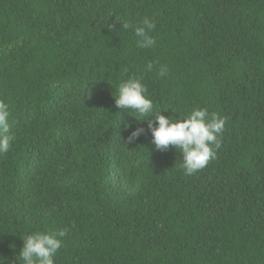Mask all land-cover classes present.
I'll list each match as a JSON object with an SVG mask.
<instances>
[{
    "label": "trees",
    "instance_id": "trees-1",
    "mask_svg": "<svg viewBox=\"0 0 264 264\" xmlns=\"http://www.w3.org/2000/svg\"><path fill=\"white\" fill-rule=\"evenodd\" d=\"M145 18L152 48L137 46ZM132 75L147 117L116 107ZM0 100L14 136L0 264H24L26 234L60 229L54 264H264V0H0ZM196 108L226 130L187 176L145 120Z\"/></svg>",
    "mask_w": 264,
    "mask_h": 264
},
{
    "label": "clouds",
    "instance_id": "clouds-1",
    "mask_svg": "<svg viewBox=\"0 0 264 264\" xmlns=\"http://www.w3.org/2000/svg\"><path fill=\"white\" fill-rule=\"evenodd\" d=\"M124 30L133 28L131 22L117 20ZM114 27V26H113ZM155 28V24L145 18L142 26H135L134 32L137 46L140 48H152L156 41L149 33ZM153 63L147 64V70L152 71ZM125 68V74L128 73ZM167 74V68L161 66L158 75ZM146 86L142 83V77L135 75L120 83L116 107L123 110H131L138 117H147L154 112L153 102L146 98ZM9 106L0 100V153H7L14 136L10 135L8 123ZM133 116L138 122H141ZM152 134V143L156 150L165 152L169 147H174L182 153L181 169L185 175L191 176L203 170L217 158V150L222 146V137L226 130V117L218 113H209L207 109L196 108L184 119H174L161 114V110L154 113V118L145 120ZM158 125V126H154ZM128 127V125H126ZM144 128L138 127L127 138L126 145L135 141ZM67 235V229L48 230L47 232H35L26 234L24 244L20 251V258L24 264H54V256L62 246V240Z\"/></svg>",
    "mask_w": 264,
    "mask_h": 264
}]
</instances>
